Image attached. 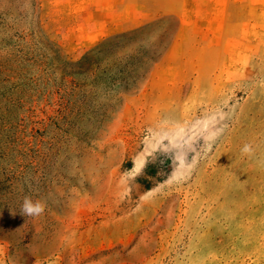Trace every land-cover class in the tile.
I'll use <instances>...</instances> for the list:
<instances>
[{
  "label": "rangeland",
  "instance_id": "obj_1",
  "mask_svg": "<svg viewBox=\"0 0 264 264\" xmlns=\"http://www.w3.org/2000/svg\"><path fill=\"white\" fill-rule=\"evenodd\" d=\"M0 264H264V0H0Z\"/></svg>",
  "mask_w": 264,
  "mask_h": 264
},
{
  "label": "clouds",
  "instance_id": "obj_2",
  "mask_svg": "<svg viewBox=\"0 0 264 264\" xmlns=\"http://www.w3.org/2000/svg\"><path fill=\"white\" fill-rule=\"evenodd\" d=\"M244 151H249L248 146H245ZM44 207L39 203H33L29 200H24L21 205L20 215L24 219L37 220L44 214Z\"/></svg>",
  "mask_w": 264,
  "mask_h": 264
},
{
  "label": "crops",
  "instance_id": "obj_3",
  "mask_svg": "<svg viewBox=\"0 0 264 264\" xmlns=\"http://www.w3.org/2000/svg\"><path fill=\"white\" fill-rule=\"evenodd\" d=\"M169 13L174 14V11H169Z\"/></svg>",
  "mask_w": 264,
  "mask_h": 264
}]
</instances>
